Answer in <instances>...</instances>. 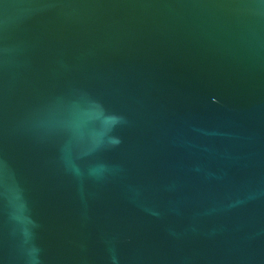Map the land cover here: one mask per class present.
Here are the masks:
<instances>
[{
  "label": "water",
  "instance_id": "obj_1",
  "mask_svg": "<svg viewBox=\"0 0 264 264\" xmlns=\"http://www.w3.org/2000/svg\"><path fill=\"white\" fill-rule=\"evenodd\" d=\"M0 264H264V0H0Z\"/></svg>",
  "mask_w": 264,
  "mask_h": 264
}]
</instances>
